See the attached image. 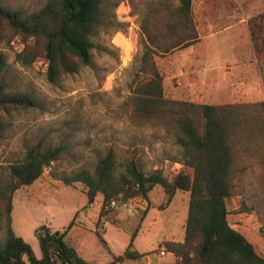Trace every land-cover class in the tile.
Returning <instances> with one entry per match:
<instances>
[{"label": "rangeland", "instance_id": "1", "mask_svg": "<svg viewBox=\"0 0 264 264\" xmlns=\"http://www.w3.org/2000/svg\"><path fill=\"white\" fill-rule=\"evenodd\" d=\"M47 1L1 3L29 13ZM159 2L102 0L106 25L92 37L90 64L54 82L47 78L43 41L24 39L0 18L5 90L27 93L34 101V106L4 103L0 108V237L9 165L22 161L34 145L61 146L58 159L45 166L38 179L11 194L12 228L34 254L41 256L35 234L39 227L62 231L73 220L65 240L87 261L109 264L135 231L132 248L143 255L117 264H175L168 246L184 240L189 191L176 189L166 203L167 191L156 185L147 198L135 196L102 208L100 193L88 204L83 183L64 181L72 172L92 171L109 152L121 170L130 160L145 174L158 170L169 178L183 168L172 130L137 117L130 100L155 69L167 99L233 106L220 111L228 112L231 121L227 218L264 257V0H192L197 41L152 53L145 64L150 44L142 25L165 18L157 14ZM171 2L176 5V0ZM119 35L126 43L117 41ZM25 47L35 56L28 65L17 58Z\"/></svg>", "mask_w": 264, "mask_h": 264}, {"label": "trees", "instance_id": "2", "mask_svg": "<svg viewBox=\"0 0 264 264\" xmlns=\"http://www.w3.org/2000/svg\"><path fill=\"white\" fill-rule=\"evenodd\" d=\"M159 1L157 14L164 13L165 18L162 22L142 25L150 44L144 55L145 64L152 53L184 48L198 39L192 0H176V5L172 0ZM0 18L24 39L43 41L44 56L48 61L47 78L51 82L61 74L77 72L90 64L92 37L106 25L102 18V0H48L40 9L29 13L10 9L0 0ZM17 58L28 65L35 56L25 47ZM5 66V58L0 52V108L5 107L4 103L34 106L29 94L5 90ZM130 100L137 117L172 130L180 146L179 162L183 168L169 178L158 170L145 174L135 161L130 160L121 170L109 152L98 160L92 171L72 172L64 177L65 183H83L87 188L88 204L100 193L102 208L135 196L147 198L156 185L167 191L166 203L172 200L176 189L189 191L184 240L171 242L168 246V251L176 256L175 264H264V257L255 250L253 243L234 229L227 218V199L231 195L228 181L232 163L231 121L228 112L220 111L233 106L167 99L162 93L161 76L155 69ZM260 104L264 113V102ZM262 119L264 127V117ZM61 151V146L41 149L39 144L34 145L27 150L22 161L9 165L11 180L2 190L7 205L3 236L0 237V264H94L81 257L65 240L74 225L73 220L62 231L51 230L46 225L36 230L40 257L12 228L11 194L20 186L30 185L38 179L44 167L58 159ZM96 235L105 243L99 232ZM135 236L134 231L125 250L114 255L109 264L135 260L143 255L132 248ZM190 251L194 252L193 256Z\"/></svg>", "mask_w": 264, "mask_h": 264}, {"label": "bare ground", "instance_id": "3", "mask_svg": "<svg viewBox=\"0 0 264 264\" xmlns=\"http://www.w3.org/2000/svg\"><path fill=\"white\" fill-rule=\"evenodd\" d=\"M117 41H118L119 43H121V44L126 43L125 40H124V38H123L122 36H120V35L117 37Z\"/></svg>", "mask_w": 264, "mask_h": 264}, {"label": "built area", "instance_id": "4", "mask_svg": "<svg viewBox=\"0 0 264 264\" xmlns=\"http://www.w3.org/2000/svg\"><path fill=\"white\" fill-rule=\"evenodd\" d=\"M111 204H114V202H112ZM263 230H264V228H263ZM160 253L164 254V249H161Z\"/></svg>", "mask_w": 264, "mask_h": 264}, {"label": "crops", "instance_id": "5", "mask_svg": "<svg viewBox=\"0 0 264 264\" xmlns=\"http://www.w3.org/2000/svg\"><path fill=\"white\" fill-rule=\"evenodd\" d=\"M237 230V229H236ZM251 242V241H250Z\"/></svg>", "mask_w": 264, "mask_h": 264}]
</instances>
